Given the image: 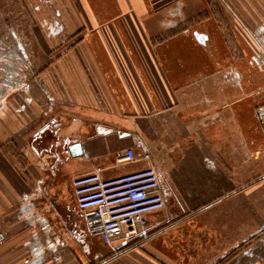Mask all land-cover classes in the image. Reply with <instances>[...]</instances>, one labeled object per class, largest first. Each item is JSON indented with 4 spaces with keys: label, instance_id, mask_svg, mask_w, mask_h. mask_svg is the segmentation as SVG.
I'll return each instance as SVG.
<instances>
[{
    "label": "crops",
    "instance_id": "crops-1",
    "mask_svg": "<svg viewBox=\"0 0 264 264\" xmlns=\"http://www.w3.org/2000/svg\"><path fill=\"white\" fill-rule=\"evenodd\" d=\"M147 166L166 208L113 250L71 180ZM201 262L264 264V0H0V264Z\"/></svg>",
    "mask_w": 264,
    "mask_h": 264
},
{
    "label": "built area",
    "instance_id": "built-area-1",
    "mask_svg": "<svg viewBox=\"0 0 264 264\" xmlns=\"http://www.w3.org/2000/svg\"><path fill=\"white\" fill-rule=\"evenodd\" d=\"M137 159L134 148L117 154L120 162ZM71 188L90 233L100 236L113 250L116 242L135 246L148 241L153 232L147 215L166 208L162 182L154 166L111 176H103L96 169L75 176ZM163 221L170 225L173 218Z\"/></svg>",
    "mask_w": 264,
    "mask_h": 264
},
{
    "label": "water",
    "instance_id": "water-1",
    "mask_svg": "<svg viewBox=\"0 0 264 264\" xmlns=\"http://www.w3.org/2000/svg\"><path fill=\"white\" fill-rule=\"evenodd\" d=\"M69 149L71 150L72 154H74V155H79L82 152L80 143H75V144L71 145Z\"/></svg>",
    "mask_w": 264,
    "mask_h": 264
},
{
    "label": "rangeland",
    "instance_id": "rangeland-1",
    "mask_svg": "<svg viewBox=\"0 0 264 264\" xmlns=\"http://www.w3.org/2000/svg\"><path fill=\"white\" fill-rule=\"evenodd\" d=\"M54 15H55V13H51V14H50L51 17L54 16ZM31 32H32L31 34H32L33 36H36L35 34H36V33H37V34L40 33V30H39V29H36V28H32ZM42 32H43V35H44L45 32H46L45 34H48V33H47L48 30H47V31L44 30V31H42ZM13 35H14V34H13V31H12V36H13ZM43 48H47V49H49V48H51V47H50V46H49V47H44V46H43ZM63 192H64V190H63ZM203 261H204V260H203ZM203 263H205V262H201V263H199V264H203Z\"/></svg>",
    "mask_w": 264,
    "mask_h": 264
},
{
    "label": "flooded vegetation",
    "instance_id": "flooded-vegetation-1",
    "mask_svg": "<svg viewBox=\"0 0 264 264\" xmlns=\"http://www.w3.org/2000/svg\"><path fill=\"white\" fill-rule=\"evenodd\" d=\"M66 148H67V146H66Z\"/></svg>",
    "mask_w": 264,
    "mask_h": 264
}]
</instances>
